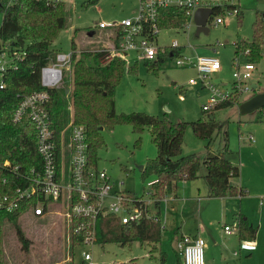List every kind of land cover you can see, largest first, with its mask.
<instances>
[{
    "label": "rangeland",
    "instance_id": "obj_1",
    "mask_svg": "<svg viewBox=\"0 0 264 264\" xmlns=\"http://www.w3.org/2000/svg\"><path fill=\"white\" fill-rule=\"evenodd\" d=\"M11 2V0H5ZM67 5V24L53 44L57 53H71L73 43L76 57L81 56L82 49L91 50V41H99L100 45L108 47L94 48L93 52L112 48L115 43V32L102 31L99 23H121L125 19L136 18L139 14V0H63ZM213 5H237L241 14L225 11L220 15L224 22L216 24L214 16L208 22L207 32H198L195 21L187 32L184 28L162 29L158 35L159 47H171L175 40L181 47L180 55L189 57L196 62L197 57L218 58L221 69L208 76L206 83H211L223 90H229L234 83L233 72L237 62L247 63L244 52L237 54L236 44L239 41L251 43L254 38V22L258 15L264 20V0H213ZM4 13L0 11V27ZM92 32H95L92 36ZM112 45V46H111ZM92 52V50H91ZM264 54V48L262 50ZM136 54L131 53L123 78L117 84L115 91L117 114L133 112L147 113L162 120L175 123L206 120L210 116L218 123L226 125L231 154L227 156L240 167V177L233 182L243 186L248 191L246 196L237 197L244 209L250 212L251 221L258 227L256 241L260 244L257 253H245L236 257L237 247L230 240L236 235H227L224 229L228 219L222 216V201L209 199L207 183L203 177L206 170L201 171L197 180H182L177 185V201L169 197L159 204L152 197V188L148 182L156 180V174L145 169L150 161L158 155L152 132L145 128L141 133L134 131L130 124L117 123L103 128L100 132L102 146L97 149V167L104 170L116 183V190H121L134 199L144 200L151 210V215L160 211L162 223V241L156 243H141L138 241L122 246L111 242L88 246H75L71 239L63 209L53 205L44 218L35 217L32 212L23 213L18 222L30 239L28 250L22 248L14 227L6 222L3 234V250L6 264H84L83 252H90L96 264H180L182 256L175 252L177 243L173 239L182 234L194 237V233L205 227L204 239L205 264H264V121L260 119L258 110L249 114H240L238 106L214 110L212 114L203 111V105L209 101L210 91L204 85L197 69L190 65L178 67L177 58H170L161 63H146L136 61ZM90 65H95L92 56L86 59ZM256 64L252 82L259 84L258 92L264 91V55ZM71 71H65L64 84L73 89ZM195 79V84L190 80ZM65 80L67 82H65ZM70 93V90H69ZM254 93V92H253ZM246 92L243 100L253 95ZM238 103V100H236ZM243 102V101H241ZM71 114L74 110L69 102ZM257 123L256 130L249 131L248 126ZM251 137L253 140H251ZM206 141L195 135L191 127L187 128L183 153L202 156ZM220 139L212 145V150L219 149ZM68 167L69 154H66ZM143 167V169H142ZM122 184L119 187V184ZM167 199V200H166ZM201 199V200H200ZM202 217V221L201 218ZM231 219H229V222ZM220 243L225 241L228 248L221 258L220 249L215 247L213 238ZM237 249V250H236ZM162 251L167 254L165 263L161 260ZM240 258L243 260L240 261ZM182 264V263H181Z\"/></svg>",
    "mask_w": 264,
    "mask_h": 264
},
{
    "label": "trees",
    "instance_id": "obj_2",
    "mask_svg": "<svg viewBox=\"0 0 264 264\" xmlns=\"http://www.w3.org/2000/svg\"><path fill=\"white\" fill-rule=\"evenodd\" d=\"M234 5L226 8L216 6L214 16H220L225 11H233ZM0 11L4 13L0 27V38L10 47L25 53L22 60L17 61L16 69H11L7 75V86L0 89V196L10 193L25 183L21 179L11 177L10 184L2 183V178L9 175L1 165L9 159L12 164L20 166L21 172L29 175L32 169H42V159L36 147V132L31 120L26 117L21 123H14L12 118L17 109L20 97L43 89L41 85V69L55 60L58 54L53 50V44L67 24V5L63 0H0ZM241 14V10L237 15ZM188 21L186 10L169 8L160 11L159 23L162 29H179ZM254 38L251 43L239 41L236 44L237 54L249 51L246 58L258 61L262 57L264 48V20L258 15L254 22ZM115 32V31H114ZM115 42L118 35L114 34ZM77 44L73 43L74 64L71 71L72 87H62L50 90L51 102L49 110L56 122L58 131L69 121L71 112L69 102L74 110V120L87 129L90 145L91 164L97 167V149L102 146L100 137L101 128L111 127L117 123H126L133 126L134 131L141 133L145 128L152 132L157 146L158 155L150 161L148 170L156 174L158 182L152 186V197L159 204L170 194L176 195L177 185L182 180H197L201 171L207 187L208 197L225 198L244 196V190L237 187L233 180L240 177V167L234 165L227 157L231 154L228 142V131L225 124L215 119L198 120L195 122L175 123L162 120L147 113L133 112L117 114L115 91L117 84L122 80L127 62L116 58L105 62L108 52H91L83 50L78 58L74 50ZM178 50L169 49L168 53L160 56L155 63H161L177 56ZM92 56L95 65L87 63L86 59ZM152 64V63H149ZM65 82H67L65 80ZM70 93H66L67 90ZM258 92V91H256ZM254 92V94L256 93ZM237 100V99H236ZM236 100L218 104L212 111L237 106ZM207 113V112H206ZM214 117V116H213ZM191 127L196 136L206 141V155H185L183 146L187 128ZM220 139V148L213 152L212 145ZM214 155L211 157V155ZM135 206L151 217L144 216L139 221L123 224L112 215L100 217L95 226V244L117 243L122 246L138 241L143 243L160 244L162 241V223L159 219L160 211L151 215L146 201L134 199ZM32 202H26L15 212H0V264H6L3 250V234L6 222H9L16 231L18 241L24 250H28L30 239L24 234L18 219L23 213L29 212ZM35 204V202H33ZM158 218L156 221L154 218ZM238 232L242 239L254 240L257 237L256 228L245 216L238 219ZM75 246H82L83 238H72ZM161 260L165 263L167 254L162 251ZM179 257V253H177ZM184 264L183 258L180 264ZM132 264V262L124 263Z\"/></svg>",
    "mask_w": 264,
    "mask_h": 264
},
{
    "label": "built area",
    "instance_id": "obj_3",
    "mask_svg": "<svg viewBox=\"0 0 264 264\" xmlns=\"http://www.w3.org/2000/svg\"><path fill=\"white\" fill-rule=\"evenodd\" d=\"M139 14L136 18L123 20L121 23L100 22L102 30H112L118 35V41L112 48L98 52H108L105 62L116 58H122L126 62L131 53L136 54V61L144 60L146 63L157 62L160 56L168 53L169 49L178 50L176 66H194L200 74L204 85L210 91L209 101L203 105L204 112L212 111L218 104L243 100L246 92H255L252 85L256 64L248 61L241 64L237 62L233 72L234 83L229 90H223L214 84L206 83L209 75L221 69L218 58L199 56L196 62L180 55L181 47L175 40L171 47H159L158 35L162 28L159 23L160 11L169 8H182L186 10L188 21L183 26L187 32L194 21L195 12L199 8L214 9L213 0H139ZM234 5V4H233ZM233 10L238 13L240 8ZM224 7V6H221ZM211 20L209 19L208 22ZM224 19L218 16L216 24H222ZM244 54L248 55L249 51ZM25 53L10 47L0 38V89L7 86V75L11 69H16L17 61L22 60ZM74 64L73 52L56 55L55 60L41 69L40 91H35L20 97L19 104L13 115L14 123H21L28 117L35 127L36 147L42 159V169H32L29 175L21 172L20 166L12 164L9 159L2 163V167L9 172L2 178V183L10 184L11 177L24 181V186H19L10 193L0 196V212L12 213L17 211L22 204L32 202L29 212L35 217L44 218L50 213L53 205L63 209V217L71 236L82 237L83 245L95 244L98 219L108 215L118 217L123 224L139 221L144 216L151 217L135 206L132 197L121 190H116V183L104 170L91 164L90 145L87 129L84 125L77 124L73 115L70 121L60 131L56 128V122L49 110L51 102L50 90L59 88L64 81L65 71H72ZM197 80H190L195 84ZM258 89H259V84ZM254 94V93H253ZM238 105V104H237ZM71 108H69L70 110ZM260 119L264 121V107L258 109ZM251 140L253 138L251 137ZM69 154L68 167L66 166V154ZM158 179L148 182L152 186ZM121 183L119 187H121ZM35 202V204H33ZM28 212V213H29ZM158 221V218H154ZM226 234L230 235L237 230L232 225L224 226ZM204 239L200 236L191 237L182 235L177 243V251L180 252L184 264H205ZM257 245L253 241H242L240 250L254 251ZM235 255H239L236 251ZM84 264H96L90 252H83Z\"/></svg>",
    "mask_w": 264,
    "mask_h": 264
},
{
    "label": "crops",
    "instance_id": "obj_4",
    "mask_svg": "<svg viewBox=\"0 0 264 264\" xmlns=\"http://www.w3.org/2000/svg\"><path fill=\"white\" fill-rule=\"evenodd\" d=\"M108 29H106V30H102V31H107ZM95 32H92V34L90 35V36H92L93 34H94ZM95 35V34H94ZM92 38H93V36H92ZM89 43H91V44H89V45H93L94 46V48H99V47H108L109 46V42H106V44H107V46H104V45H100V42L99 41H91V42H89ZM112 46V45H111ZM94 48L93 49H91L92 50V52L94 51ZM83 50H87V51H91V50H88V49H82V51ZM257 123H252V124H250L249 126H248V130L249 131H254V130H256V127H257ZM220 148V147H219ZM218 150V149H217ZM216 150V151H217ZM216 151H214L213 150V152H216ZM207 153L205 152L202 156L204 157L205 155H206ZM231 162L233 163V161L231 160ZM234 164V163H233ZM235 165V164H234ZM234 183V182H233ZM237 187H241L243 190H244V195L246 196V194H247V192L248 191H246L244 188H243V186H241V185H238V184H236V183H234ZM207 193H208V187H207ZM206 197H208V194H207V196ZM238 197H243V196H238ZM178 197H177V195H175L173 198H171V197H169V198H167V199H171L173 202H175V201H177L178 199H177ZM209 199H220V201H222V216L225 218V219H228V222L227 223H225V225H232L236 230H237V232H235V233H233V234H235L236 235V238H235V240H230V242L232 243V245L233 246H235V247H237V251L239 252V255H235V252H234V255L236 256V257H243V255L245 254V253H250V254H252V253H257L258 251H259V248H260V244H258L257 243V241L254 239V240H249V239H242L241 237H240V234H239V230H238V219H239V217L240 216H245L253 225H254V223L251 221V217H250V212L248 211V210H246V209H244L243 208V206H242V203H241V201H236V199H237V197H225V198H210V197H208ZM166 199V200H167ZM201 200V199H200ZM201 218V221H202V217H200ZM229 219H231V221L229 222ZM224 225V226H225ZM258 228V227H257ZM201 234H206V231H205V227L202 229V225H201V227L199 228V230L197 231V232H195L194 233V237H196V236H200V237H202V235ZM183 235V234H182ZM228 235V234H227ZM230 235H232V234H230ZM258 235V234H257ZM213 238V237H212ZM179 239H180V237H179V235L178 236H176L174 239H173V241L175 242V243H178V241H179ZM242 241H253V242H255L256 243V245H257V248L254 250V251H247V250H243V251H241L240 250V244H241V242ZM211 243L215 246V247H218L219 249H220V254H221V258H223V255L222 254H224V252H225V249L226 248H228V244L224 241L221 245H220V243L216 240V238H213L212 240H211ZM175 250V252L177 253V249L175 248L174 249ZM241 260H243L242 258H240V261Z\"/></svg>",
    "mask_w": 264,
    "mask_h": 264
},
{
    "label": "water",
    "instance_id": "obj_5",
    "mask_svg": "<svg viewBox=\"0 0 264 264\" xmlns=\"http://www.w3.org/2000/svg\"><path fill=\"white\" fill-rule=\"evenodd\" d=\"M212 15H213V9L210 8H199L195 12L194 21L198 27V32L208 31L206 25L208 23V20L212 17ZM252 89L255 92L258 91L257 83H254L252 85ZM66 93L67 94L69 93V89L66 91ZM263 107H264V91L262 92L259 91L253 94L248 99L241 102L238 106V109L240 114H249ZM211 118L214 119L213 116ZM101 130H103V128H101ZM213 156L214 155L212 154L211 157Z\"/></svg>",
    "mask_w": 264,
    "mask_h": 264
}]
</instances>
